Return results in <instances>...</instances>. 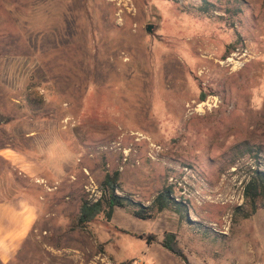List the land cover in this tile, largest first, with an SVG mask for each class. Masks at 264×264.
Segmentation results:
<instances>
[{
	"label": "rangeland",
	"instance_id": "obj_1",
	"mask_svg": "<svg viewBox=\"0 0 264 264\" xmlns=\"http://www.w3.org/2000/svg\"><path fill=\"white\" fill-rule=\"evenodd\" d=\"M254 171L264 0H0V227L13 199L36 215L0 264H257ZM115 173L133 206L79 227Z\"/></svg>",
	"mask_w": 264,
	"mask_h": 264
},
{
	"label": "trees",
	"instance_id": "obj_2",
	"mask_svg": "<svg viewBox=\"0 0 264 264\" xmlns=\"http://www.w3.org/2000/svg\"><path fill=\"white\" fill-rule=\"evenodd\" d=\"M202 6L199 9V12L202 14H207L208 9L206 5L207 2L202 1ZM117 174L115 173L112 176L104 177L100 185L99 192L101 197L95 202L84 201L79 208V216L77 218V225L79 227H85L88 224L92 223L100 215H104L106 219H110L114 210L116 208H124L127 206H133V204L125 197H121L115 194V191L118 190L117 187ZM264 195V173L254 171L250 180L244 187L243 197L248 202L250 207V212L247 215H244V219H248L253 216L258 207L256 202L258 199ZM158 211H162L165 208L169 207V191H163L155 198L154 201ZM137 206V205H135ZM133 215L139 219L145 220L150 218V213L148 208H138L133 209ZM163 247L173 254H177L176 240L175 235L172 233H166L162 242Z\"/></svg>",
	"mask_w": 264,
	"mask_h": 264
},
{
	"label": "crops",
	"instance_id": "obj_3",
	"mask_svg": "<svg viewBox=\"0 0 264 264\" xmlns=\"http://www.w3.org/2000/svg\"><path fill=\"white\" fill-rule=\"evenodd\" d=\"M11 204L10 210L12 211L6 216V220L10 223V230L5 232V229L0 227V260L2 262L8 261L13 256L29 229L32 228L36 216L33 204L23 197L13 199ZM13 210L17 213H14ZM259 212L261 213L260 217L254 219L257 224L254 225L257 228L255 240L259 249L257 264H264V208L258 210L256 214Z\"/></svg>",
	"mask_w": 264,
	"mask_h": 264
},
{
	"label": "water",
	"instance_id": "obj_4",
	"mask_svg": "<svg viewBox=\"0 0 264 264\" xmlns=\"http://www.w3.org/2000/svg\"><path fill=\"white\" fill-rule=\"evenodd\" d=\"M151 28H152L151 26H148L147 29H146V31L147 32H150L151 31Z\"/></svg>",
	"mask_w": 264,
	"mask_h": 264
},
{
	"label": "bare ground",
	"instance_id": "obj_5",
	"mask_svg": "<svg viewBox=\"0 0 264 264\" xmlns=\"http://www.w3.org/2000/svg\"><path fill=\"white\" fill-rule=\"evenodd\" d=\"M201 107V106H200ZM140 137V136H139Z\"/></svg>",
	"mask_w": 264,
	"mask_h": 264
}]
</instances>
